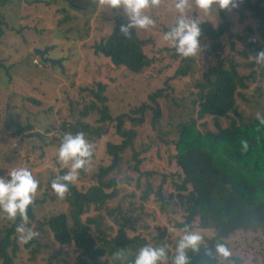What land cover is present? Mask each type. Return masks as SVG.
Instances as JSON below:
<instances>
[{
    "label": "rangeland",
    "instance_id": "1",
    "mask_svg": "<svg viewBox=\"0 0 264 264\" xmlns=\"http://www.w3.org/2000/svg\"><path fill=\"white\" fill-rule=\"evenodd\" d=\"M47 1L50 5L22 3L10 7V4L3 10L11 25L29 29L21 33L8 30L0 38V177L7 178L13 168L25 166L39 181L34 199L50 197L52 193L47 187L50 179L60 177L62 170L65 175L71 166V162L58 161L56 150L62 140L54 137L71 133L67 130L69 125L79 130L86 125L90 130L85 128V136L91 137L95 129L103 131L98 140H88L92 145V156L85 167L77 170V179L71 182L77 189L86 190L97 184L94 175L100 168L110 165L107 144H119L123 140L117 132V121H101L99 109L106 104L108 114L116 118L144 103L155 108L148 96L162 89L161 96L155 101L161 112L158 119H154L152 109L147 108L142 115H130L142 117L141 124L135 125L129 119L123 124V129H134L136 136L132 146L121 154L118 168L106 177L116 181L118 197L107 201L102 210L91 207L82 216V221L96 218L99 229L91 225L90 235L102 237L105 241L114 238L122 227L128 238L138 237L147 246L164 249L165 257L156 264H172L171 256L186 233L199 234L202 243L216 233L214 229L200 228L198 219L191 228L178 227L184 223L186 212L177 196L179 192L182 195L185 192L176 188L181 180L173 158L174 143L182 127L192 123L202 134L217 132L212 116L198 117L200 100L196 86L205 82L218 62H222L225 68H228L229 61L237 63L238 73L243 77L255 73L253 79H244L245 88L236 90L237 114L219 118L220 126H229L231 119L236 122L255 120L264 112V83L256 57L252 56L247 44L248 40H254L257 46L264 45V22L254 18L240 3L228 13L230 26L220 38L222 47L212 50L211 42L203 37L199 39L200 52L184 62L180 56L174 57L177 54L174 47L163 39L181 15L175 8L177 0H158L146 9L155 24L147 29L134 28L147 42L145 53L154 58V63L150 70L132 74L93 53L94 45L109 35L116 18L129 22L123 8L108 7L105 0H73L78 8L72 7L67 0ZM188 4L183 14L197 20L200 28L203 22L220 23L218 8L213 7L205 13L196 7L195 0H188ZM248 30L251 35L246 40ZM45 44L56 46L57 52H52L51 56L61 61L60 70L44 64L33 53L35 48L43 49ZM186 64L190 65L188 74L173 78L178 67ZM8 71L12 72L10 79ZM99 84L105 85L100 95L105 101L96 97ZM26 125L32 129H24L17 135V127L25 128ZM34 134H41L49 140H39ZM136 158L142 161L139 171L134 170ZM67 209L64 197L34 206L35 220H26L24 226L36 233L31 239L35 243L26 247L18 232L19 250L12 264H75L78 249L73 244L61 246L55 242L48 226L44 225L47 219L67 212ZM2 214L0 230L12 219ZM226 242L230 258L217 253V264H235L233 258H237L239 264H264V232L238 231ZM35 246L40 250L32 255ZM108 261L115 264L110 258ZM121 264H130L127 256Z\"/></svg>",
    "mask_w": 264,
    "mask_h": 264
},
{
    "label": "trees",
    "instance_id": "2",
    "mask_svg": "<svg viewBox=\"0 0 264 264\" xmlns=\"http://www.w3.org/2000/svg\"><path fill=\"white\" fill-rule=\"evenodd\" d=\"M67 1L72 7H75L73 0ZM263 1L242 0L241 3H243L245 10L263 23ZM22 3L31 6L34 3L36 4L33 6H41L43 3L50 5V1L47 0H0V38L8 30L21 33L23 30L29 29V27H14L3 13L5 7L10 4V7H13L14 4L21 5ZM231 10L233 9L223 11L218 9L220 23L217 25H213L211 22L201 23L199 39L207 38L214 51L222 47L220 38L229 31L228 13ZM127 24L121 18H116L109 35L94 45L93 53L109 60L115 67L124 68L132 74H141L151 69L154 58L145 53L147 42L138 36L134 28L129 29L128 36L124 35L121 31V25ZM262 27L264 29V24ZM249 35H251V30H248L246 40H248ZM247 44L251 47L250 51L253 57H256L260 51H264V45L257 46V42L254 40H248ZM47 45L45 44L43 49L47 47L52 49L48 51L46 56L56 60L55 56H51V53L56 51V46ZM173 49L176 53L175 48ZM174 57L177 58L179 55L175 54ZM181 58L184 62L189 59ZM258 65L260 67L259 75L264 83V62L258 63ZM50 66L60 70L57 65ZM189 67L190 65L187 64L180 65L173 78L186 76ZM237 68L238 64L233 61H229L228 68H225L222 62H218V65L210 71L211 74L206 77L205 82L196 86L199 89L200 100L198 117L212 116L215 119L217 132L202 134L192 123L182 127L178 140L174 143L175 154L173 158L180 170L178 177L181 180L176 188L185 192L183 195L179 192L177 196L186 212L184 223L178 224V227L182 229L190 227L198 219L200 228H210L216 231L215 235L205 239L204 243L200 242L197 250L185 249L186 264H217L216 246L222 244L228 249L226 239L230 235L238 231L264 232V112L259 118L256 117L255 120L248 122L241 120L238 123L231 119L229 126L225 128H222L218 122L219 118H228L230 113L237 114L235 107L236 90L239 87H246L244 79L248 80L254 77V71L248 76H240ZM7 75L10 79L12 72L10 74L8 71ZM98 86L99 92L96 97L105 101V98L100 96L105 85L99 84ZM162 91V89H158L148 96L155 108H150L144 103L137 109L122 113L116 118H111L108 114L106 104L100 108V120H116L117 132L123 138L119 144H107L106 152L111 158L110 165L100 168L99 172L94 175L97 184H92L84 191L77 189L69 181H62L67 185V191L63 195L68 204L67 212H61L50 217L44 225L48 226L55 242L61 246L73 244L78 249L79 254L75 264H109V258L115 264H121V260L125 256H127V261L130 264H135L139 251L147 246V243L138 237L128 238L122 227L118 230V234L110 240L105 241L99 236L92 237L90 226L94 225L95 229L98 230L99 222L96 218H87L83 222L82 216L91 207L97 211L104 209L107 201L118 197L119 191L116 188V181L114 179L107 180L106 177L118 168L121 154L132 146L133 138L136 136L134 129H123V124L126 119L131 120L135 125L141 124L143 122L142 117L137 118L130 115L131 113L142 115L147 108L152 109L154 119H158L161 112L155 101L161 96ZM86 113L84 112L85 115ZM239 119L241 118L239 117ZM69 126L70 128L67 130L71 134L86 133L85 128L89 129L86 125H83L80 130L75 126ZM24 129L30 130L32 127L30 125H26L25 128L17 127V135ZM102 133L103 131L100 129H95L91 133V137H85L94 142L101 137ZM34 136L39 140H49L41 134H34ZM63 136L64 133L58 134L54 139L61 141ZM242 142H246L247 146L245 147ZM141 162L136 158L135 171H139L138 166ZM63 175L64 170L60 172V176ZM54 179L55 177L51 178L47 186L52 195L50 197L46 195L41 200L33 199L32 203L27 206L25 213L27 220H35L34 206L45 203L46 200L59 198L52 190ZM24 223L23 218L17 214L15 218L9 220L8 226L0 230V259L2 264H12L17 250H19L17 228ZM33 243H35L33 240H29L25 246L28 247ZM39 250L40 248L35 246L32 249V255H35ZM176 255L177 251L171 256L172 264H174ZM224 258L228 259L230 256ZM233 259L235 264H239L237 258Z\"/></svg>",
    "mask_w": 264,
    "mask_h": 264
},
{
    "label": "clouds",
    "instance_id": "3",
    "mask_svg": "<svg viewBox=\"0 0 264 264\" xmlns=\"http://www.w3.org/2000/svg\"><path fill=\"white\" fill-rule=\"evenodd\" d=\"M108 7L123 8L128 17V24L121 25V31L125 36L129 35V29H147L155 24V21L147 14L146 9L154 6L158 0H105ZM242 0H195L197 8L205 13L213 7L220 11L226 9H236ZM189 7L188 0H177L175 8L181 13L176 19L175 25L163 36L164 41L170 43L176 53L183 58L195 57L200 52L201 29L199 22L189 19L183 13ZM257 63L264 62V51H260L256 56ZM259 118V114H258ZM246 147V142H242ZM58 161L68 164L71 162L70 171L65 175L57 177L52 181V190L58 197H63L67 191V185L61 181L73 182L77 179V170L85 167L92 156V145L86 139L84 133H67L56 150ZM39 181L34 177L32 171L25 166L13 168L7 178L0 177V213L9 218H15L19 214L24 221L26 208L29 206L37 192ZM17 231L21 233L20 240L27 243L36 233L31 228H26L24 224L18 226ZM202 237L197 233H186L180 240L177 247V255L174 264H186L187 257L185 249L197 250ZM218 254L227 257L229 250L222 244L216 246ZM165 257L163 248H152L146 246L139 251L135 264H156L158 260Z\"/></svg>",
    "mask_w": 264,
    "mask_h": 264
},
{
    "label": "water",
    "instance_id": "4",
    "mask_svg": "<svg viewBox=\"0 0 264 264\" xmlns=\"http://www.w3.org/2000/svg\"><path fill=\"white\" fill-rule=\"evenodd\" d=\"M52 48L50 47H47L45 49H39V48H35L33 50L34 54L37 55L40 60L44 63V64H47L49 63L50 65L54 66V65H57V66H60L62 67V64H61V61L60 60H55V59H52L47 55L48 51H50Z\"/></svg>",
    "mask_w": 264,
    "mask_h": 264
}]
</instances>
